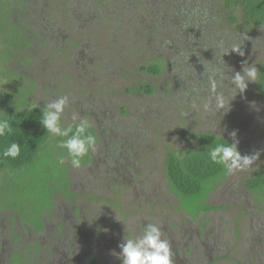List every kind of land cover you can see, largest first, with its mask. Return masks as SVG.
Returning <instances> with one entry per match:
<instances>
[{
	"label": "rangeland",
	"instance_id": "374dc122",
	"mask_svg": "<svg viewBox=\"0 0 264 264\" xmlns=\"http://www.w3.org/2000/svg\"><path fill=\"white\" fill-rule=\"evenodd\" d=\"M130 1L126 9L121 0H98L93 5L90 0H0V113L43 109L51 100L68 96L62 125L79 114L97 137L96 150L89 152L79 169L67 159L59 163L61 156L66 157V150L58 146L64 138L51 136L38 158L41 177L48 173V183L55 179L60 188L70 190L72 202L61 193L44 191L36 177L18 182L8 170L0 171L1 264L9 259V264H17L14 257L9 258L14 252L32 259L39 249L36 243L41 246L38 264H94L95 259L98 264H121L113 253H119V244L133 232H125L124 223L117 219L136 235L142 234L140 224L160 226L175 253L173 264H264V191L252 195L245 187L256 171H264V103L246 91L242 103L248 109L235 119L231 110L223 116L204 113L200 105L205 100L195 99L194 104L179 94L178 100L171 101L164 91L173 88L171 81H178L166 72L154 77L141 71L153 57L164 59L166 66L170 50L162 44L170 38L164 33L155 39L149 29L145 44L141 24L152 19L173 31V38L182 43L188 33L174 23L168 8L180 10L193 0ZM218 2L221 7L213 13L225 34L230 31L235 39L255 34L264 42V28L228 22L225 1ZM34 35L38 37L31 41ZM28 40L32 47L22 48ZM175 46L178 50L182 45ZM148 84L156 88L153 96L140 91ZM29 90L32 93L26 98ZM228 114L240 125L231 124L237 129L241 155L259 152L260 156L250 169L227 173L207 197L211 209L194 220L182 210L172 189L168 156L176 152L184 158L197 147L196 130H201V123L209 120L220 129ZM78 206L96 234V255L83 251L79 263L74 256L72 262L55 253L60 243L65 245L64 254L75 253L91 236L76 237L73 228L68 229L78 219ZM20 220L42 227L36 234ZM116 229V234L110 232ZM110 236H115L114 241ZM17 237L22 239L19 243Z\"/></svg>",
	"mask_w": 264,
	"mask_h": 264
},
{
	"label": "trees",
	"instance_id": "16d2710c",
	"mask_svg": "<svg viewBox=\"0 0 264 264\" xmlns=\"http://www.w3.org/2000/svg\"><path fill=\"white\" fill-rule=\"evenodd\" d=\"M83 1L84 0H79L80 3H83ZM91 1L92 0H90V2ZM121 1L126 9H130L129 2L132 3V1ZM218 1L220 0H193L187 3L185 6L183 5V9L180 10L175 9L174 7L168 8V12L171 15L173 21L175 20L174 23L179 24V27L188 33V36H186L187 38L182 39V43L176 42V39L173 38L174 32L169 31L170 29L165 30L158 22L152 21V19L151 21L145 19V22H143L144 24H141V41L146 44L147 32L149 29L151 30L149 31L151 32L152 37L155 39L159 38L158 36H162L165 33V35L170 39L165 41V43L162 45L164 49L166 47L170 50L168 54L170 61L167 62L165 66V64H163V62H165L164 59L159 60L157 57H153L149 59V62L145 66L141 67V71L154 77L163 76L166 72L169 74L171 80H177L178 82L171 81L169 83V85L171 87L173 86V88H167V90L164 91V93L170 97L171 101H175V99L178 100V95L183 94L182 97L184 96V101L186 102H195V99L198 101L200 99L202 102L208 99L210 95L207 88V73L203 74L205 70L204 65L209 67H221L228 75H231L232 70L234 72L242 71V65L245 61H247L248 64L256 62V67L259 70L258 80L257 82H250L246 91L250 94L253 93L258 101L260 100L264 103V42L255 34H249L248 36H250V38L245 40V42L244 37L235 39V37L229 36L230 34L228 33H231L230 31L225 34L226 32H224V27L218 25L219 23H217L220 21V18L217 20L213 13L215 9L218 10V8L221 7V5L218 4ZM224 1L225 2L223 5L225 4L226 10L230 14L227 17L229 19L228 22L234 25L244 24L256 29L264 28V0ZM97 2L98 0L91 2V5ZM144 2H147V0H144ZM86 3L88 4L87 1ZM91 5H88V7ZM102 7H104V5H102ZM127 11L129 12V10ZM237 13H239L238 16L236 15ZM135 15L143 18L141 13L138 14L137 12H134V16ZM195 16H198L199 19H195ZM18 23L22 26V19L19 20ZM15 24H17V22ZM121 25L132 28L131 25L124 24V22L121 23ZM32 28L39 27L33 26ZM40 33L41 32H39L38 35ZM34 37L37 39L38 36L34 35L33 37H30L31 41H33ZM31 41L29 42L28 40V44L22 45V48H27L28 46L32 47ZM237 41L241 43L244 42L242 50L245 52V55L243 57L236 53H229L228 55H225L224 60L228 66L227 68L218 61L219 50L217 49L216 55L214 56L213 49H216L217 45H219L221 42L225 48H230L231 45ZM128 42L130 45L132 42L131 39L128 40ZM175 45L182 46L177 50ZM159 53H161V51H159ZM10 81H12L11 76ZM20 81L22 80L20 79ZM193 84H196L200 88L198 93L192 92ZM140 91L146 93L149 96H153L156 93V88L153 85L148 84L146 86L140 87ZM218 91L223 92L226 96L230 97L229 81L225 80L222 86L218 88ZM31 93V90L25 92V97L27 98ZM244 96L245 93L242 96L238 94L235 99L231 101L230 112L233 111L236 114L233 116L228 114V118L224 120L225 122L223 128H214L212 123H208L209 120L207 122L205 121L204 123H201V127L199 125L201 130H196V134L199 139L196 149L188 151L185 157L182 159L179 158L176 152H172L168 156L169 159L167 162V174L171 182L172 189L176 196H178L180 199L182 210L194 220H196L201 214L211 209L206 203L207 197L209 196L210 191L215 188V185L227 177V173L222 166L213 164L210 161L208 158V150L211 147H214L217 143L232 142V138L227 132H229V129H231L230 132L234 130L237 131L233 125H236L237 127H240V125L236 120H232L230 116L238 119L242 116V114H245L246 109L248 108L245 109V106L242 103V98ZM196 103L197 102L194 104ZM2 113H0V117L8 119L12 123L14 134L5 138H0V149L6 147L11 142H17L21 145V152L20 155L15 159H0V171L6 172L8 170L15 176L14 179L17 178L18 182L20 180L27 182V179L31 176H33V179L36 177L39 185L45 189L44 191L48 193H61L66 197V201L72 202L70 197H72L73 194L70 193V190H63L60 188L57 185L55 179H50V182L48 183L46 180V175L48 177V173H46L43 178L40 175L41 172L38 165V158L42 152L43 146L46 145L51 137V134L46 133V130L40 123L41 109L30 108L23 112H18L17 109L14 108V110L9 109V111H6L5 114ZM237 116L238 118H236ZM91 131L93 132L92 129ZM88 156H90V154H88ZM88 160L91 161V158ZM22 172H26V175L24 176V174H21ZM51 173L54 174L53 171ZM26 187H29L28 184H26ZM245 187L252 195H258L260 192L264 191V171H256L255 175L246 181ZM36 191L38 190H34V192ZM75 196L77 198L79 196V192L78 194H75ZM113 208H116L115 204L113 205ZM76 210H78V219H74V224L73 222L68 224V229L73 228L71 231H73V234L76 237H78V235L85 237L88 234H91V236L87 238L89 239L88 241L83 242L84 245L80 246L78 250L76 248L75 253L73 250V252L69 255L64 254L62 250L64 249L65 245H61L62 243L57 246L55 253L59 255V258H63V260L67 259L68 261L72 260V262L75 261L73 259L74 256V258H78L79 263V259L82 258L83 251H86L89 256L96 255L94 254V244L96 243L94 236H96V234L93 233L87 219H85L84 215L82 216L81 214L84 209L81 210V208L78 206V209ZM85 211L90 212L87 209H85ZM101 213L102 211L100 210V215ZM22 220H20V222L23 226H29L31 230L36 231V234L39 233L37 231L40 229V227H42V225L39 227L36 224V229L26 222L25 224ZM31 222L33 223V221ZM93 223L94 221H91L90 225L92 226ZM117 229L111 230L110 232L116 234L118 232ZM143 229L144 228L141 227V224L138 225V230L143 232ZM113 237H111L112 241H114ZM20 240L22 239L17 237L18 243ZM1 244L2 242L0 240V253ZM36 245H38L39 249L34 251L32 259L29 256V259L31 260L28 258L26 259L19 253L15 252L12 254L11 258L14 257L17 261V264H38L39 258L37 257L41 252V246L38 243H36ZM173 253L174 252H172V254ZM172 256H175V253ZM76 262L77 261H75L74 264H77ZM5 264H9V262ZM94 264H98L96 259L94 260Z\"/></svg>",
	"mask_w": 264,
	"mask_h": 264
},
{
	"label": "clouds",
	"instance_id": "9594fccd",
	"mask_svg": "<svg viewBox=\"0 0 264 264\" xmlns=\"http://www.w3.org/2000/svg\"><path fill=\"white\" fill-rule=\"evenodd\" d=\"M245 40H248L247 35L242 34ZM243 43L234 42L230 48H225L221 42L214 50V56L217 49L219 50V63L228 66L225 63L224 56L229 53H236L243 57L245 52L242 50ZM256 62L248 64L245 61L242 65V71H233L228 75L225 70L218 66L209 67L204 65V73H207V88L210 93L202 105H200L204 113H220L222 116L231 109V101L239 95H243L250 82H257L259 70L256 67ZM225 80L230 84V97L223 92L218 91ZM200 88L193 84L192 92L198 93ZM68 96H59L51 100L46 106L41 109L40 123L46 130V133L53 137L64 138L58 141V146L66 150V157L61 156L59 163L63 165L65 160L70 165L79 169L85 157L90 151H95L97 146V137L91 131L92 125L85 118H81L79 114L71 116V123L67 126L62 125V117L66 107L69 106ZM38 107V106H37ZM196 107V105H193ZM185 116L188 113L184 114ZM220 123V122H219ZM14 134L12 123L3 117H0V138H5ZM232 142L217 143L214 147L208 150V158L213 164L223 167L228 174L236 171L250 169L252 165L259 159L260 153L256 152L251 155H241L238 150L239 141L237 132L234 130L229 133ZM21 145L17 142H11L6 147L0 149V159L12 158L15 159L20 155ZM117 219V217H116ZM125 225V232L132 231L133 234L124 237L122 243L119 244V253H113L120 260L121 264H173L171 245L168 239L163 238L164 234L160 226L157 224H147L142 234L136 235L130 229L129 225Z\"/></svg>",
	"mask_w": 264,
	"mask_h": 264
},
{
	"label": "flooded vegetation",
	"instance_id": "af4514ba",
	"mask_svg": "<svg viewBox=\"0 0 264 264\" xmlns=\"http://www.w3.org/2000/svg\"><path fill=\"white\" fill-rule=\"evenodd\" d=\"M3 235H5V230H4V232H1ZM1 240V239H0ZM1 253H2V256L4 255L3 254V250H1ZM0 253V254H1ZM4 258H8V257H6V256H4ZM9 258H11L10 256H9ZM8 262H10V259H9V261ZM7 261H6V263H8ZM0 264H1V261H0ZM3 264V263H2Z\"/></svg>",
	"mask_w": 264,
	"mask_h": 264
}]
</instances>
